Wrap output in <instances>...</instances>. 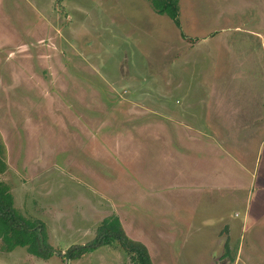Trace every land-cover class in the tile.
I'll return each instance as SVG.
<instances>
[{"label": "rangeland", "instance_id": "rangeland-1", "mask_svg": "<svg viewBox=\"0 0 264 264\" xmlns=\"http://www.w3.org/2000/svg\"><path fill=\"white\" fill-rule=\"evenodd\" d=\"M177 21L0 0V180L51 251L0 241V264H132L62 256L111 214L152 264H264V0H178Z\"/></svg>", "mask_w": 264, "mask_h": 264}, {"label": "trees", "instance_id": "trees-1", "mask_svg": "<svg viewBox=\"0 0 264 264\" xmlns=\"http://www.w3.org/2000/svg\"><path fill=\"white\" fill-rule=\"evenodd\" d=\"M152 11L170 18L178 27V0H146ZM4 150L0 145V173L4 172ZM42 223L25 218L14 206L8 185L0 180V241L4 250L25 247L26 251L38 258L46 259L51 251L44 241ZM117 242L127 253L132 264H152L146 247L139 241L130 239L123 231L117 215L111 214L101 219L95 228L93 238L84 245L68 247L62 256L65 259L78 258L92 249Z\"/></svg>", "mask_w": 264, "mask_h": 264}, {"label": "crops", "instance_id": "crops-1", "mask_svg": "<svg viewBox=\"0 0 264 264\" xmlns=\"http://www.w3.org/2000/svg\"><path fill=\"white\" fill-rule=\"evenodd\" d=\"M258 188H259V187H258ZM260 188H262V186H261ZM249 191H250V187L247 186V194L249 193ZM251 191H252V189H251Z\"/></svg>", "mask_w": 264, "mask_h": 264}]
</instances>
